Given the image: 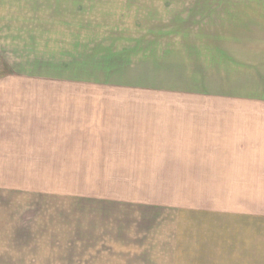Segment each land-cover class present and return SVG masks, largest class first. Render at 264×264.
Here are the masks:
<instances>
[{
    "label": "crops",
    "instance_id": "obj_1",
    "mask_svg": "<svg viewBox=\"0 0 264 264\" xmlns=\"http://www.w3.org/2000/svg\"><path fill=\"white\" fill-rule=\"evenodd\" d=\"M26 5L33 14H25L19 33L25 49L16 50L24 73L0 80V166H8L0 173V195L8 196L0 200V220L77 227L72 237L12 240L24 259L34 245L69 244L104 245L111 264H264V252H172L165 246L179 243L170 237L108 229L263 224L264 231V108H235L243 96L214 93L201 83L177 88L164 87L174 84L168 81L107 79L95 82V91H82L91 84L80 76L81 0ZM190 42L171 39L169 45ZM192 50L167 54L200 63ZM160 95L235 105L154 107L150 101ZM81 181L105 182V188H82ZM99 224L108 235L90 231Z\"/></svg>",
    "mask_w": 264,
    "mask_h": 264
},
{
    "label": "rangeland",
    "instance_id": "obj_2",
    "mask_svg": "<svg viewBox=\"0 0 264 264\" xmlns=\"http://www.w3.org/2000/svg\"><path fill=\"white\" fill-rule=\"evenodd\" d=\"M32 2L0 0V80L12 73H24L17 66L22 63L16 50L22 53L25 49V38L19 33L25 29V14H33L26 5ZM81 5L80 76L91 84L82 86V91H95L92 85L107 79L174 83L164 87L201 83L214 93L243 96L244 103L235 108H264L257 104L264 102V0H81ZM182 38L191 41L189 45L175 43L173 48L192 47L199 52L200 63L194 56L184 62L177 54L169 58L167 53L173 49L169 40L180 42ZM150 103L162 108L235 105L227 100L210 103L177 95H160ZM7 168L0 166V173L7 172ZM80 186L105 188V182L81 181ZM0 200L8 201L7 194L1 193ZM38 225L2 224L0 220V264L112 263L103 257L107 249L104 245L91 246L90 250L69 244L53 245V250L51 245H34L32 255L24 259L12 240L25 236L72 237L77 227L63 224L62 229H52L49 224H41L44 229H40ZM153 225L143 230L137 224H108V229L112 233L125 231V235L170 237L173 243H179L165 246L172 252H264L263 224ZM104 227L99 224L90 231L100 228L99 235H108L103 233ZM84 235H90L89 230L85 229Z\"/></svg>",
    "mask_w": 264,
    "mask_h": 264
}]
</instances>
